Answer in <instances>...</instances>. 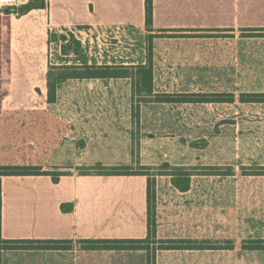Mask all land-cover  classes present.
I'll return each mask as SVG.
<instances>
[{
  "label": "crops",
  "instance_id": "0c3cea01",
  "mask_svg": "<svg viewBox=\"0 0 264 264\" xmlns=\"http://www.w3.org/2000/svg\"><path fill=\"white\" fill-rule=\"evenodd\" d=\"M262 29L264 0H152L148 26L145 0H45L44 7L0 14V106L20 118L17 136L32 145L28 162L48 171L0 175V236L74 242L67 250H1L0 264H147L144 249L83 250L75 243L145 238L148 176L83 170L97 163L192 165L197 153L175 131L179 108L200 102L133 103L128 77L73 75L55 85L49 102V80L84 65H144L151 43L153 94L199 93L163 90L159 45L264 43L243 35ZM0 159V166L8 164ZM51 172L61 173L56 181ZM217 176L192 174L181 191L170 175L155 174V239L221 246L157 249L154 264H264V249L242 246L264 239V205L253 211L247 200L264 199V184L219 183Z\"/></svg>",
  "mask_w": 264,
  "mask_h": 264
},
{
  "label": "rangeland",
  "instance_id": "374dc122",
  "mask_svg": "<svg viewBox=\"0 0 264 264\" xmlns=\"http://www.w3.org/2000/svg\"><path fill=\"white\" fill-rule=\"evenodd\" d=\"M243 35L260 38L264 37V30H248ZM159 46L161 72L166 73L164 91L234 95L232 102H204L179 108L176 135L197 149L190 159L193 164L181 167L190 169L192 174H218L219 183L264 184V174L246 175L264 173L260 170L264 168V102L239 100L243 92H264V43H161ZM1 95L0 87V103ZM134 99L135 103L143 102V92L136 93ZM0 120V132L8 137L0 142V156L4 164L8 162L4 166H32L28 162L30 152L26 150L32 145L17 136L20 118L2 111L0 106ZM202 140L206 141L204 146ZM132 166L138 169L137 164ZM151 169L153 175L166 171L163 163ZM227 172L233 175H223ZM247 200L253 211L264 205V199ZM214 245L221 246L218 241Z\"/></svg>",
  "mask_w": 264,
  "mask_h": 264
},
{
  "label": "trees",
  "instance_id": "16d2710c",
  "mask_svg": "<svg viewBox=\"0 0 264 264\" xmlns=\"http://www.w3.org/2000/svg\"><path fill=\"white\" fill-rule=\"evenodd\" d=\"M45 0H29L26 4L20 6L21 12L30 10L35 7H44ZM17 9L8 8V12H15ZM146 25H150L152 17V0H145ZM78 48L80 43H75ZM83 71L60 74L55 81H48V100L53 101L55 98V85L67 78L68 75L79 77H100V78H116L128 77L132 82V100L135 102L136 93H142L145 99L143 102H232L234 95L227 93L226 96L208 95L206 93H190V94H170L158 93L153 94V76H152V56L151 43L148 45V60L144 65L136 66H114V65H84ZM241 102L258 103L264 102V93L262 92H243L239 95ZM134 105V104H133ZM133 118H138V106L133 107ZM206 141L202 140L201 145L204 146ZM132 164L118 165V166H103L100 163L93 167L85 168L83 171H96L104 174H145L148 176L147 182V236L142 239H79L76 242L83 250H139L147 251V264H154V253L157 249H212L217 246L205 241L191 240V239H155V191H154V176L151 167L141 166L137 163L138 169H133ZM165 166V173L163 175H170L172 183L181 191L187 190L190 183L192 171L186 167L173 166L167 162L163 163ZM264 169V168H262ZM229 172V171H228ZM223 174H229V173ZM48 171H43L39 166H0V175H38L47 174ZM53 180L58 179L61 173H49ZM1 206V197H0ZM63 211L71 209L70 204H62ZM73 241L70 239H3L0 236V251L7 249H39V250H67L72 248ZM153 244L151 248L150 245ZM157 244L155 247L154 245ZM243 248L257 250L264 249V239H250L243 243Z\"/></svg>",
  "mask_w": 264,
  "mask_h": 264
},
{
  "label": "built area",
  "instance_id": "2783aa9c",
  "mask_svg": "<svg viewBox=\"0 0 264 264\" xmlns=\"http://www.w3.org/2000/svg\"><path fill=\"white\" fill-rule=\"evenodd\" d=\"M29 0H0V14L8 12V8H19L26 4Z\"/></svg>",
  "mask_w": 264,
  "mask_h": 264
}]
</instances>
